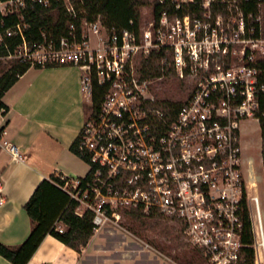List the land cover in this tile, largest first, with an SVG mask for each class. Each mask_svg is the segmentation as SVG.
Wrapping results in <instances>:
<instances>
[{
	"label": "built area",
	"instance_id": "built-area-1",
	"mask_svg": "<svg viewBox=\"0 0 264 264\" xmlns=\"http://www.w3.org/2000/svg\"><path fill=\"white\" fill-rule=\"evenodd\" d=\"M156 1L163 7L157 15L148 7L137 27L118 28L100 17L86 21L81 0H0V43L20 39L0 60L76 67L88 104L93 84L103 89L99 109L86 114L77 138L89 176L61 187L77 204V217L92 214L94 232L137 209L179 226L205 264H238L247 216L253 264H264L257 184L245 174L240 131L248 118L258 122L264 93L254 52L244 49L247 42L264 45V0ZM245 4L255 8L245 12ZM28 5L52 16L59 7L72 22L60 35L46 27L34 39L22 21ZM12 14L18 21L5 28L3 18ZM149 62L160 66V77L146 74ZM166 72L192 81L174 112L154 104L152 85ZM6 147L12 159L21 157L15 146ZM64 230L55 223V232Z\"/></svg>",
	"mask_w": 264,
	"mask_h": 264
},
{
	"label": "crops",
	"instance_id": "crops-1",
	"mask_svg": "<svg viewBox=\"0 0 264 264\" xmlns=\"http://www.w3.org/2000/svg\"><path fill=\"white\" fill-rule=\"evenodd\" d=\"M2 101L8 109L0 113V243L14 248L31 231L24 205L37 186L51 176L82 178L88 172L70 150L86 118L88 99L80 90V71L57 66L30 67ZM7 144L15 146L21 157L12 159ZM92 241L93 236L78 253L46 236L27 264H80L81 256L91 251ZM144 257L149 264L154 257L157 264L162 263L150 253ZM0 264L11 263L0 256Z\"/></svg>",
	"mask_w": 264,
	"mask_h": 264
},
{
	"label": "trees",
	"instance_id": "trees-1",
	"mask_svg": "<svg viewBox=\"0 0 264 264\" xmlns=\"http://www.w3.org/2000/svg\"><path fill=\"white\" fill-rule=\"evenodd\" d=\"M80 7L85 11L84 18L86 21H94L100 17L102 24L106 27L116 26L118 28H130V22L134 26L140 22L141 10L145 7H152L153 12L157 15L163 8L156 0H81ZM244 11L249 12L255 8L253 4L243 5ZM261 12L264 16V4L261 6ZM50 10L39 5L30 6L22 11L23 23L28 26V33L32 38L39 37V31L42 28L52 27L56 35L63 33V28L67 22L64 13L57 7L55 14L52 16ZM18 21L17 15L12 14L8 18H3L4 27L7 28ZM79 25V21H74ZM20 43L19 38H4L0 43V58L6 57ZM258 69L260 71L259 81L264 84V58L258 61ZM30 67L42 68L40 66H31L28 63L14 62L0 76V113L7 111V106L3 103L4 93L16 82L19 76L23 75ZM57 67V65H47L45 68ZM149 70L146 74L151 77H160V66L156 62L148 63ZM169 72H166L168 74ZM103 89L93 84L91 104L87 105L86 111L93 110L97 112L103 97ZM259 108L256 114L258 119L260 138H261V162L264 176V93L259 96ZM155 106L164 107L169 112H174L180 104L165 103L156 101ZM3 129H0V133ZM70 150L79 157L77 151V139L70 146ZM89 172L85 175L87 178ZM64 178L61 176H51L49 179L43 180L30 196L24 205V210L31 220L32 227L27 239L17 247L11 248L0 243V256L11 264H27L40 243L46 236H51L64 244L65 246L80 252L85 248L88 241L94 234V226L92 225V214L85 212L82 217L74 214L76 203L68 197L62 190ZM122 215L131 218L147 217L152 218L153 215L145 216L137 209H128L122 212ZM160 216L161 215H156ZM61 223L65 226L63 233L54 231L55 223ZM245 234L242 238V257L238 264H253L252 237L250 234V226L247 216L244 218ZM199 254V252H198ZM200 255V254H199ZM185 264H191L187 261Z\"/></svg>",
	"mask_w": 264,
	"mask_h": 264
},
{
	"label": "rangeland",
	"instance_id": "rangeland-1",
	"mask_svg": "<svg viewBox=\"0 0 264 264\" xmlns=\"http://www.w3.org/2000/svg\"><path fill=\"white\" fill-rule=\"evenodd\" d=\"M148 7L141 10L140 23L146 18ZM231 25L234 22H230ZM263 43L256 46L247 42L244 49L253 50L255 61L264 57ZM240 56L238 53H236ZM13 61L0 60V76L13 65ZM189 77L178 80L168 73L152 85L156 100L169 103H183L191 88ZM90 104V103H89ZM88 104V105H89ZM88 113V111H87ZM258 123L254 118H248L240 126L242 139V156L245 174L257 184V192L264 227V176L261 165V138ZM252 159V160H250ZM84 162V161H82ZM86 172L88 171V165ZM152 254L161 259V264H205L198 252L186 241L179 226L160 216L152 218H131L121 215L117 225L106 224L94 232L91 251L81 256L80 264H149L145 254ZM129 258V259H128ZM133 258V259H132ZM154 257L151 264H157Z\"/></svg>",
	"mask_w": 264,
	"mask_h": 264
}]
</instances>
